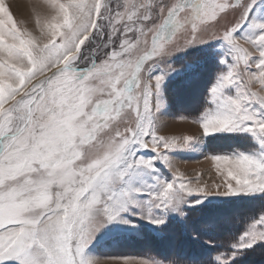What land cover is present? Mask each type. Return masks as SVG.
Segmentation results:
<instances>
[{
	"label": "snow or ice",
	"instance_id": "snow-or-ice-1",
	"mask_svg": "<svg viewBox=\"0 0 264 264\" xmlns=\"http://www.w3.org/2000/svg\"><path fill=\"white\" fill-rule=\"evenodd\" d=\"M256 3L43 0L35 36L0 0V264H101L89 248L110 225L134 227L131 216L163 225L169 212L184 215L193 194L264 193V12L250 16ZM211 40L221 42L223 68L193 120L198 134L161 135L162 86L178 71L171 57ZM222 132L247 134L255 147L212 154L221 183L192 187L169 153ZM261 241L264 215L212 261L232 264Z\"/></svg>",
	"mask_w": 264,
	"mask_h": 264
},
{
	"label": "rangeland",
	"instance_id": "rangeland-1",
	"mask_svg": "<svg viewBox=\"0 0 264 264\" xmlns=\"http://www.w3.org/2000/svg\"><path fill=\"white\" fill-rule=\"evenodd\" d=\"M3 2L18 27L27 29L33 35L39 36L36 20L38 15L42 17L45 13V9L42 7L43 0H26V7L23 6L25 8L14 7L11 4L13 0H3ZM35 4L40 5L35 6ZM262 12H264V0H257L250 16L256 18ZM221 23H224V21H221ZM220 43L219 40H211L177 52L171 57L170 62L178 71L168 76L162 86L164 107L157 113L164 124L160 129L161 135L196 136L198 134V125L193 123V120L197 119L203 111L208 89L215 81L217 73L223 68L218 62ZM245 46L247 47V45ZM253 90H259V85L256 84ZM200 105L202 106L197 111ZM181 117H185V119H181ZM225 135L228 137L223 140L224 142L217 140ZM246 136L247 134L242 133L222 132L214 136L200 138L186 147L174 149L169 155L174 160L175 166L183 173L184 179L192 181V187L207 186L209 189L214 190V185L221 183L222 177L217 175L214 164L208 157L212 154L252 151L255 147V142L252 141L251 137L246 138ZM143 154L147 156L155 155L150 151H145ZM157 168L161 176L165 178L171 177V173L163 164L157 162ZM263 195L264 193L233 196L209 195L207 198L196 194L186 196L185 203L181 207L184 213L183 216L179 213L169 212L165 214V223L159 226L149 223L147 220L139 219L136 216H131L130 219L135 225L134 227L110 225L97 235L89 248V252L96 256L101 261V264H123V258L125 257L143 261L161 260L148 252L146 242L151 233L160 234L161 229L173 221L185 222L191 209L223 201H240L241 199ZM196 200H202L203 202L194 203ZM246 207L247 204H245ZM261 215H264V212L259 214L258 217ZM224 222L227 223L226 220ZM250 222L245 225L243 231ZM173 237L171 234V238ZM10 264H14V262H10ZM165 264H168V262H165Z\"/></svg>",
	"mask_w": 264,
	"mask_h": 264
},
{
	"label": "trees",
	"instance_id": "trees-1",
	"mask_svg": "<svg viewBox=\"0 0 264 264\" xmlns=\"http://www.w3.org/2000/svg\"><path fill=\"white\" fill-rule=\"evenodd\" d=\"M226 137L217 140L224 142ZM263 212L264 195L203 205L191 209L185 222L173 221L163 227L160 234L151 233L146 242L147 249L165 262L215 264L212 258L218 252H231V245L245 225ZM232 264H264V241L242 250Z\"/></svg>",
	"mask_w": 264,
	"mask_h": 264
},
{
	"label": "bare ground",
	"instance_id": "bare-ground-1",
	"mask_svg": "<svg viewBox=\"0 0 264 264\" xmlns=\"http://www.w3.org/2000/svg\"><path fill=\"white\" fill-rule=\"evenodd\" d=\"M29 1H30V0H29ZM11 4H13L14 7L25 8V7H26V6H25V4H26V0H13V2H12ZM36 5H40V4H35V6H36ZM23 6H25V7H23ZM24 16H26V15H24Z\"/></svg>",
	"mask_w": 264,
	"mask_h": 264
}]
</instances>
